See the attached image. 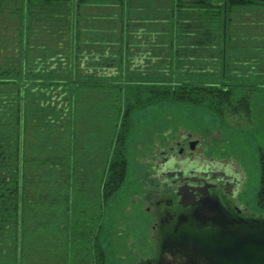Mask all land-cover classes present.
<instances>
[{"label": "rangeland", "instance_id": "rangeland-1", "mask_svg": "<svg viewBox=\"0 0 264 264\" xmlns=\"http://www.w3.org/2000/svg\"><path fill=\"white\" fill-rule=\"evenodd\" d=\"M133 2L132 0H100L80 5V0H70L67 10L71 14L67 12L66 17L72 15L70 21H75L73 16L80 15L77 26L79 25L81 34L79 36L71 26L66 28V35L61 37L60 29L65 26L64 13L56 14L48 7L29 6L27 0H6L0 4V67L22 68V79H24L22 84L28 88L29 82L33 81L29 79L33 76L29 75L27 67L35 65L36 60L31 53L38 54L37 66L39 67L41 63L39 60L48 59L44 55H53L56 42L60 37V44L63 43L66 46L65 61L70 63V54L73 53L68 51L71 47L70 43L78 41L80 48L85 49L88 54L96 49L94 43L86 40V36L101 38L102 42L110 38L116 41L120 39V34L125 28L124 35L121 37L126 40L128 18L132 15L134 18L136 12L143 14L144 19L161 13L160 18L170 21L171 24L173 20L177 23L179 19L175 1L173 3L169 0L165 4L160 3L159 0H138L139 9L135 4L133 5ZM143 4L146 8L141 11ZM172 7L175 16L171 15ZM155 8L159 11L157 12ZM166 26L164 25L165 28ZM109 30H111L110 34ZM251 37L248 33V42L251 41ZM256 44H259L258 40ZM261 45H263L261 54H264V43ZM113 47L114 54L119 56L116 46ZM30 48L32 52L29 54ZM175 52H177V45L172 53L174 66L168 65L171 61L168 60L169 52L167 51L165 55H160L159 60H154V63L150 61V66H146V69H150L149 71L156 77H165L166 80L162 81L167 83L185 81L183 79L186 78L187 73L184 75L183 68L179 71ZM136 53L131 54L129 63L134 71L133 74L141 75L144 69L139 66L143 58L140 56L134 58ZM232 53L234 56L239 54L233 51ZM26 54L29 58H26ZM239 56L241 57V54ZM144 60L143 64H146V60L150 59L144 58ZM46 62H49V59ZM69 63L66 64L67 67ZM251 64L252 72L243 75L248 77L243 81L242 79L232 81L237 93L234 99L240 95L249 94L251 102L249 114L243 109L235 111L233 106L236 105V101H229L228 103L233 105H226L223 117H219L210 107H205L207 103L203 102L204 109L199 107L195 110L196 112L192 110L193 113L189 115L171 111L163 115L158 114V117L153 119L147 128L142 129L143 135L137 136L136 139L129 138V143L125 145L128 144L130 165L125 180H127V185L130 184L129 179H132L131 184L133 185L124 191L122 209L112 215V227L107 229L109 240L104 241L103 236L101 243H96L94 246L95 250L93 248L90 250L88 239H86L91 229L89 226L96 221L94 212L97 210L95 201L97 193L94 176L98 174L97 171L103 170L102 166L109 156L108 152L103 153L104 147L108 149L107 142L112 141L118 129L116 120L122 115L123 110L125 114L127 108L124 109L122 100L120 104L123 105L117 108V101L106 89L91 92L87 89L86 95H84V90L83 94L80 93L83 96L79 98L85 99H79L73 105L70 102L69 92L61 93L65 91L64 87L52 92V96H57L54 100L48 96L47 101H55L54 103L49 102L51 104L41 103L45 100H41L39 96L38 98L35 96L36 100H33L30 95L27 97L22 95L23 99L20 100L24 117L23 119L21 116V121H23L20 140L22 152L27 158L36 157L44 160L61 150L59 154L68 155L71 161L67 163L64 160V163L60 165L50 162L45 165L38 162H25L28 169L26 170L28 181L26 187L23 188V177L20 180L17 197L18 209L12 221L8 219L10 203L7 204L6 200L2 202L5 209H1L0 215L7 222L0 227V264H106V256H110L109 264H138L140 260L153 255L155 241L150 240V234L153 232L144 220L147 219L148 214L144 212L140 203L134 202V196L137 197L134 190L141 188L137 185L138 183L144 185V173L155 156L159 155L157 149L163 148L168 143V138L187 132L197 137L199 152L214 146L217 155L224 157L226 163L231 162L243 167L248 176L249 187L252 185L249 196L255 197V204L264 209V200L257 198L259 169L253 152L264 151V69H260L252 62ZM85 65L86 67L80 68V73L87 71V67L92 68L87 62ZM214 67L210 75L194 73L191 75L192 81L204 82L202 84L218 81L223 76L222 71L217 65ZM84 73L91 74L88 71ZM151 79L147 82L158 81L155 79L159 77ZM71 80L73 79L68 78L65 82H71ZM131 80L137 83L144 81L139 77ZM46 83L53 84L55 87V81L46 80ZM125 94L126 92H124V97ZM131 101L134 100L131 99ZM193 104L196 108L198 107V104ZM54 108L56 110H52ZM31 109L35 112L37 109L38 112L40 109L49 111V120L44 123L45 127L37 124L36 114L29 112ZM155 109H157L156 106L152 108V112ZM142 114L139 112V119H136V116L133 117L137 128ZM71 116H74L73 125L70 124ZM72 128L76 133L74 137ZM140 128L141 126L138 129L139 133ZM74 146H76L75 156L71 153ZM34 147L36 149H33ZM225 147L229 152L223 150ZM75 164L78 170L72 172L71 166ZM67 168L69 170H66ZM134 181L137 183L134 184ZM135 185L139 187L133 190Z\"/></svg>", "mask_w": 264, "mask_h": 264}, {"label": "trees", "instance_id": "trees-1", "mask_svg": "<svg viewBox=\"0 0 264 264\" xmlns=\"http://www.w3.org/2000/svg\"><path fill=\"white\" fill-rule=\"evenodd\" d=\"M5 1L6 0H0V4H3ZM27 1L29 6H38L40 8L48 7L54 10L56 14L60 12L64 13L65 26L63 29H60L62 31L61 37L66 35V28H70L71 26H73V31L80 36L81 32L78 27L79 25L77 26L80 15L73 16L76 22L74 20L70 21L72 15L70 16V12L67 10V4L70 0ZM92 1L100 0H80V5L81 3ZM174 1L178 9L179 19H177V22L178 25H180L179 33L181 35L187 34L186 36H196V40L194 41L197 46L196 49L200 51L202 49V51L205 52H207L208 49H214V52L218 54L222 51V35L226 33L227 30L225 24L229 19L227 13L234 8L264 5V0H225V7L222 10L221 6L214 4L212 0ZM67 12H69L68 17H66ZM172 14L174 13L172 12ZM139 20V26H135V21L131 17L128 18V23L127 25L125 24L127 26L126 40L122 38L125 28L120 34V39L116 41L110 38L102 42L101 38L95 39L94 37L91 38L90 36H86V40H88L89 43H94L96 47V49L89 52V54L86 53L85 49L80 48L78 41H75L73 44L70 43L71 47L68 48V51L73 53L70 54V63L68 62V67L66 66V64H68L67 60L65 61L64 58L66 46H64L63 43L60 44L61 37L58 39V43L56 42L55 52L52 53L53 55H44L45 58L49 59V62H46L48 59L46 61L41 59L39 60L41 61L39 67L37 66L38 54L33 55L32 49L30 48L28 51L29 54L32 52L31 56L36 57V60L35 65L27 67L29 75L33 76L29 79L33 81L29 82V84L27 83L29 85L28 88H25L22 84L24 80L22 79V68L0 67V214L1 209H5L2 202L4 203L5 200L8 201L7 204L10 203L9 221H12V218L17 214L18 187H20V180L22 177L24 180L23 188L27 185L28 175L26 170L28 169L26 168V161L31 163L38 162L43 165L48 162L60 165L64 163V160L67 161V163L71 161L68 155L59 154L61 150L57 154L54 152V156L44 160H39L36 157L27 158L22 152L20 142L22 135L21 123H23V121H21L22 103L20 101L23 99L21 97L22 95L24 97L30 95L33 100H36L34 99L35 96L37 98L39 96V98H42L41 100H45L41 101V103L51 104L55 101H47L49 100L48 96L54 100L57 96H52V92H54L55 89L60 90V88L62 89V87H64L66 89L61 93L65 94V92H69L71 95L70 102L73 105L74 102L76 104V101H79L83 96L82 92L84 90V95H86L87 89H90L89 92L106 89L110 92V96H114L117 101V108H121L123 105L120 104V100L124 103V109L125 107L127 108L125 114L123 110L122 115L116 120L118 129L115 136L113 135L112 141L107 142L108 149L104 147L103 153L108 152L109 156L106 163L104 162V166H102L103 170L97 171L98 174L94 176L96 180L97 198L95 201L97 210L94 212L96 221L89 226L91 229L86 238L88 239L90 250H95L94 246L96 243H101V238H103V236L105 237L104 241L107 242V240H109V232L107 233V229L112 227V215L117 210L122 209L123 196H125L124 191L128 190V188L133 185L131 184L133 182L132 179H129L130 184L127 185V180H125L126 173H129L128 167L130 165V152L128 144L126 146L125 143H129L130 137L131 139H136L137 136L143 135L144 132L142 129L147 128L150 123L153 122V119L158 117V114L163 115L171 111L179 114L187 113L189 115L193 113L192 110L196 112L195 110L199 107L200 109L203 108L205 105L203 102L207 103L205 107H210L219 117H223L226 105H233L232 103L229 104V101H236V105L233 106L235 111H241L243 109L249 114L251 106L249 94H243L237 99H234L237 93L235 92L233 83L221 84L209 81L206 82V84H202L204 82L197 83L189 79L181 83L176 81L167 83L162 81L166 80L164 79L165 77L162 78L161 76H157L159 79H155L157 78L156 75L154 76L153 73L149 71L150 69H146V67L143 68L144 72L141 75H134V71L130 67L129 57L133 52L139 51V48L135 50V46H137V42L135 38H133V30L135 27L143 29L145 36H147L146 39H149V37L151 38V42L149 43L151 45L143 44L142 46L141 42H139L140 45L138 43L139 47L143 48L142 53L144 52L143 54L150 59L148 62L159 60L161 54L165 55L166 52L173 47L171 33L167 34L166 31H163V21L161 19L152 17L148 19L140 18ZM110 32L111 30H109V34ZM113 46H116L119 56L114 54ZM117 46L119 48H117ZM185 48V53L187 55L191 48L188 45H185ZM254 54H257V52ZM27 57L29 58L28 54H26V58ZM86 62L92 67H87V71L91 72V74L89 73L90 75H86L84 72L87 71L85 70L83 73H80V68L86 67ZM158 65H160V63H158ZM249 68L251 69L252 66ZM135 77L144 79V81H139L137 83L131 80ZM68 78L73 80L66 83L65 80ZM150 78L158 81L147 82ZM119 79L123 81H118ZM46 80L55 81V87L53 84H47ZM42 85L44 87H42ZM124 92H126L125 97ZM84 99L85 98L80 100ZM131 99L134 101H131ZM193 103L198 104V107L196 108V105ZM155 106L157 109L152 112V108ZM52 110L56 109L54 108ZM29 112L36 114L37 124L42 127L46 126L44 123L49 120V111L47 112V109H40L39 112L38 109L36 112L31 109ZM139 112L143 114L141 115L140 124L138 123L137 128L133 117L136 116V119H139ZM73 117H70L71 125H73ZM22 118L24 119L23 116ZM139 126H141L140 133L138 132ZM72 134L73 137L76 134L74 128H72ZM76 138H78V136ZM33 149L36 148L34 147ZM55 151H57V149H55ZM75 151L76 146H74L73 151L71 149V153H73L74 156L76 154ZM253 152L259 169V192L257 198L259 200H264V151L259 150ZM99 168H101V166ZM66 170L69 169L67 168ZM71 170L72 172H77V165L71 166ZM33 178L34 176L32 175V179ZM136 183L137 181H134V184ZM6 222L7 221H4L0 215V227ZM92 237H94L93 240ZM94 256L98 255L94 254ZM106 258L108 261H106V264H109L110 256H106Z\"/></svg>", "mask_w": 264, "mask_h": 264}, {"label": "flooded vegetation", "instance_id": "flooded-vegetation-1", "mask_svg": "<svg viewBox=\"0 0 264 264\" xmlns=\"http://www.w3.org/2000/svg\"><path fill=\"white\" fill-rule=\"evenodd\" d=\"M197 142L191 132L168 138V143L157 149L159 155L146 169L142 180L144 185L138 183L141 188H136L137 185L133 188H136L137 195L134 202L140 203L148 214V220H144L153 232L150 240L155 241L153 255L138 264H158L172 242L179 244L176 237L182 233L196 232L202 239L216 237L218 228H201L190 219L199 195L206 197L205 200H219L230 223L244 224L243 221L249 219L264 222V209L255 204V197L249 196L252 185H248L245 169L226 163L224 157L217 155L214 146L199 152ZM223 150L229 152L226 147ZM186 196L190 197V202L186 201ZM261 228L264 226H259ZM250 254L256 255L252 251Z\"/></svg>", "mask_w": 264, "mask_h": 264}, {"label": "crops", "instance_id": "crops-1", "mask_svg": "<svg viewBox=\"0 0 264 264\" xmlns=\"http://www.w3.org/2000/svg\"><path fill=\"white\" fill-rule=\"evenodd\" d=\"M137 1L138 0H132L133 5L135 4L139 9ZM168 1L169 0H159L160 3L163 2L165 4H167ZM171 1L174 3V0ZM212 1L214 2V4L221 6L222 10L225 7V0H216L217 2L215 0ZM142 6L143 8L140 9L141 11L146 8L145 4H143ZM162 8L163 7L161 6V9ZM155 9L157 10V12L159 11L158 8ZM171 9V11H173V7ZM135 15L136 16L134 18H132L133 15L131 16V18L135 21V23L133 22L134 25L139 26V19L144 18L143 14L140 15L136 12ZM171 15L174 14H172L171 12ZM154 17H159V19H161V13ZM227 17H229L228 22L225 23L227 30L226 33L222 35L223 46L222 51L220 52L219 50L220 54L215 53L214 49H208L207 52L202 51V49L201 51L199 49H196L197 46L194 42L196 40V36H186L187 34L181 35L179 33L180 25H178V22L176 23L172 19L173 21L171 24L170 21L161 19L163 21V31H166L167 34L171 33V37L173 38V47L171 48V50H168V60L171 61V63L169 62L168 65H170L171 67L174 66L172 53L175 45H177V52H175V58L177 60L176 64L179 67V71H182L183 68L184 75L185 73H187L186 78L183 80H192L191 75H193L194 73H205L210 75L213 73V69H215V67L213 68V66L215 65L220 67L222 71L221 73L223 75L222 78L215 82L221 84H229L233 83L232 81L234 80L237 81L241 79L243 81L246 78L243 76L244 73L252 72V68H249L252 65V61V63L259 66L260 69H264V54H261V49L263 48V45L261 44L264 43V5L234 8L227 13ZM164 25H167L166 28L164 27ZM248 33H250L252 36L250 42H248L247 38ZM133 34V38H135L137 42L135 50L139 48V51H137V55H135L134 58L139 56L143 58L141 60V65L139 66L143 69L144 67H148L150 65L147 60L146 64H143L145 61L144 58L147 57L145 56V54H143L144 52L142 53L143 48L139 47V42H141V45L143 46V44H149L151 42V38L149 37V39H146L147 36H145L143 29L140 27H135L133 30ZM257 40L259 44H256ZM185 45H188L191 48L187 55L185 53ZM232 51L234 53H239L238 55L241 54V57H238V55H232ZM256 52L257 54H254ZM223 66L227 67H224V69ZM215 79H217V77Z\"/></svg>", "mask_w": 264, "mask_h": 264}, {"label": "water", "instance_id": "water-1", "mask_svg": "<svg viewBox=\"0 0 264 264\" xmlns=\"http://www.w3.org/2000/svg\"><path fill=\"white\" fill-rule=\"evenodd\" d=\"M186 201L190 202L189 196ZM190 219L198 227H214L216 237L202 239L196 232L176 237L179 244L171 243L158 264H261L264 263V222L244 220L230 223L229 216L219 200L197 196ZM184 203L188 204L184 201ZM192 224V225H193ZM206 235V232L204 233ZM177 250L176 253L174 251ZM231 250V251H229ZM249 251V252H248ZM250 251L256 253L250 254ZM249 253V254H248ZM238 258H235L236 256Z\"/></svg>", "mask_w": 264, "mask_h": 264}]
</instances>
